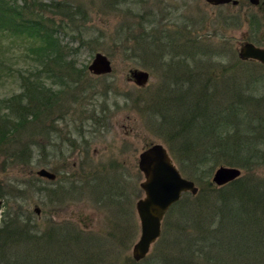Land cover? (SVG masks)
Returning a JSON list of instances; mask_svg holds the SVG:
<instances>
[{"label": "rangeland", "instance_id": "obj_1", "mask_svg": "<svg viewBox=\"0 0 264 264\" xmlns=\"http://www.w3.org/2000/svg\"><path fill=\"white\" fill-rule=\"evenodd\" d=\"M37 1L49 3L50 1L60 2L62 0H30L35 5L33 7L34 12L39 9ZM64 1H68L72 5H79L84 14V22L78 17L68 22L63 20V22L58 23V20H54L63 49L60 53L61 57L59 59L55 57L54 61L57 62L51 61L48 66L51 69L59 67L60 75L58 77L61 78L49 77L46 79L43 72L41 74L38 72L28 74L25 67L19 63L21 62L20 57L23 59L27 53L26 47L21 45L20 48L14 47L10 50L8 49V39L0 38V44L3 45V51H0V100L3 99L0 101V111H6L5 102L8 95L18 89L21 83L16 72L12 74L8 72V70L12 71L16 67L18 71L28 77L27 80L31 81L29 82L32 86H35L34 83L36 79L39 80L38 75H40L43 76L45 85H50L56 93L48 102L45 101L47 96H45L44 101L43 99L38 101L32 99L29 103L27 102L28 106L27 104L23 106L25 112L8 114V139L0 144V199L2 200L0 227L4 224L3 216L7 215L8 217V226L4 230L8 233L5 235L6 239L3 240L5 244L3 248L4 257H2L1 262L6 261L7 264H46L50 262L47 259H55L57 264H165L166 259L169 258L167 261L176 264L175 258L180 254L178 261L181 257H185L190 264H226L224 261L220 262V258L212 262L210 257L214 258L215 256H225L228 257L227 260L231 259L232 262L242 263L243 259L234 250L236 243L234 237L237 236L235 231H229L227 233L229 242L224 241V244L220 245L222 251L231 249L230 259L226 252L224 255V253L218 252L216 247L210 250L204 246L209 255H207L208 261H206L204 258L206 252H196L195 243L199 235L198 231L190 229L188 224L186 226L184 224L183 236L180 237L182 239H178L176 238V227L172 225V220H177H168L169 224L164 227L165 217L162 221L161 234L151 245L149 253L142 260L134 261L131 250L140 235V223L134 209V203L138 196L143 197L142 189L137 191L135 187V190L128 195V199L132 202V217L130 214L125 216L119 214L126 209L122 204L118 205L120 211L116 212V217L108 214L105 212L106 208L102 207V203L96 202V198L90 197L88 194L76 193L71 195L77 200L71 201L68 206L64 205V207L60 205L63 200H57L56 195H48L54 191L56 185L38 177L36 170L45 168L55 171L60 177L58 183L67 186L69 184L68 179L79 172L82 161H87L94 167L101 164L106 165L109 162L120 165L124 157L127 163L119 172H123L122 176L127 182L137 186L138 182L143 180V175L139 172L136 163L141 149L145 145L155 142L163 144L168 149V142L165 141V137L160 132L162 120L159 114L152 116L153 102L157 103L156 98L159 95L163 98L160 101L161 104L169 103L171 113L181 112L180 106L186 102L184 100L187 97L180 96L177 91L187 89L189 84L183 64H178L177 70H175L177 76L173 79L177 81V84L182 82V85L173 91L172 88H165V84L161 83L163 89H159L160 85L158 84L168 80V58L157 59L161 50L151 54L149 53V45L142 46V49L144 47L148 51L146 56L143 55L140 48L141 44L132 45L133 42L130 38L123 42L124 29L121 26V23L125 22V26L128 25L131 30L135 31L137 27L135 22H140L141 19L149 21L155 17V23L147 22L143 27L147 31H152L155 28L165 31L167 28L165 17H167L168 11L166 5L173 8L174 3L180 4L184 0ZM185 1L188 2L191 9L200 7L203 20L206 23L210 17L209 11L211 9L204 0ZM18 4L21 5V1H18ZM225 8H222L221 16L225 14ZM154 9H157L156 15H154ZM244 9L245 6L237 9V15L240 14L235 19L236 26L231 43H236V52L232 53L223 46V37L229 38L231 34V28L225 27L223 22L219 23V34L211 35L210 41L202 47L204 51H202L203 55L200 56L202 59L200 71L204 73L203 81H206L207 87L211 89L208 90L211 100H213L211 96H215L214 89L220 90L218 101L228 98V93L222 92V89L223 87L226 88L227 80L231 76L232 80L240 85L242 97L249 98V95H251L250 99L264 97V67L257 62L242 61L237 56V50L242 40L241 33L247 28L242 14ZM44 13L46 17L51 18L49 16L51 13L48 10H44ZM255 13L257 14L256 11ZM60 17L57 15L56 19ZM65 22L66 25L63 24ZM47 26L52 27L53 23L47 24ZM196 30H198L197 35L203 34V32L207 34L208 31L207 28L205 31H200L198 26ZM0 37L2 36L0 35ZM159 45H161V41ZM211 49L213 51L218 50L219 55L209 53ZM234 49L232 48V50ZM97 51L110 58L112 62L111 74L97 77L88 72L87 66ZM211 55L213 56L210 57ZM67 61L70 63L66 64ZM12 63L19 64L13 67ZM228 65L233 66V69L228 71L229 67H226ZM158 66L159 68H157ZM133 68L146 70L150 74L148 85L141 90L127 78L130 69ZM80 69L82 71L80 75L82 83L75 89L76 83H73L72 80L77 77L75 72ZM224 71L227 72L224 74ZM212 72L222 73V76L220 79H216ZM190 80L194 83L199 82L195 76H191ZM203 81L199 85L196 84L195 87H191L192 98L197 96L196 91L203 86ZM86 85L93 86V88L86 89ZM62 89L64 92H61ZM222 101L219 103H223ZM49 102L50 104H48ZM105 106L107 109L103 115H108L106 131L91 133L94 120L87 119L86 115L99 114L100 108ZM92 108L96 109L94 113ZM245 112L254 121L255 128L252 129L254 134H258L256 124L262 127L260 130H264V102L260 105H249ZM167 114L169 113L166 111L164 115ZM80 128L87 130L84 134L89 143L88 147H84L82 143H79L77 147L68 146V138L75 139L76 143L81 140L77 130H74ZM63 133L67 134L64 135ZM258 142L255 147L258 151H262L264 139L259 137ZM232 146V140H230L228 147L231 148ZM169 154L172 157L170 152ZM172 159L181 174L194 181L198 187V193H200L201 188H207V182L210 183L213 171L219 165L240 168L242 170L241 177L249 175L254 170L253 174L264 178L263 163L256 165L253 170L247 171L240 166L230 165L220 159L215 164L205 165V168L211 167V172L204 174L202 170L189 166L185 161H183L185 165H181L175 158L172 157ZM73 163H76V166H73ZM182 166L185 167V170H182ZM41 188L45 189V196L40 192ZM94 191L97 190L94 189ZM60 196L63 197L61 194ZM35 208L41 209L40 215L35 213ZM70 210L75 215L70 216ZM80 213H84V215L94 214L91 219L89 218L90 224L86 222L85 218L80 221V217L77 216ZM261 216V213H257L256 218L260 219ZM85 222L91 226L89 232L82 228L86 224ZM48 224L53 227L60 225L65 228L61 231H69L70 234L67 237L71 239L67 238L68 240L65 242L62 241L63 243H59L57 239L52 242L40 240L39 245L42 249L32 248V238L37 236V233ZM13 226L19 227V232L12 231ZM262 232H264V226L259 225L255 226L250 233L257 243L250 240V234L241 233L243 237L241 244L248 248L250 245L251 247L256 246V249L251 251L254 255L259 254L260 250L264 249L263 243L259 242ZM176 239L178 241H175ZM35 244L37 245V241ZM260 258L251 259L256 261L254 262L256 264H263ZM244 262L251 263L249 259Z\"/></svg>", "mask_w": 264, "mask_h": 264}, {"label": "trees", "instance_id": "obj_2", "mask_svg": "<svg viewBox=\"0 0 264 264\" xmlns=\"http://www.w3.org/2000/svg\"><path fill=\"white\" fill-rule=\"evenodd\" d=\"M18 1H21V5L18 4ZM37 3L39 9L34 12L33 7L35 5L30 0H0V35L2 36L0 38L8 39V49L10 50L14 47L20 48L21 45L26 47L27 53L23 59L20 57L21 62L19 63L25 67L28 74H33L32 72L41 74L43 72L46 79L58 77L60 75L59 67L51 69L48 66L51 61L57 62L54 61L55 57L59 59L63 49L54 20H58V23L63 22V20L68 22L78 17L84 22V14L79 5H72L64 0L60 2L50 1L49 3L37 1ZM44 10L51 13L49 14L51 18L44 15ZM57 15L61 17L56 19ZM66 22L63 24L66 25ZM50 23H53L52 27L47 26ZM126 28L128 29V26ZM144 33H151V31H144ZM147 41L148 39L144 41L146 44L140 46L142 54L145 56L148 54L144 47L142 49L144 45H149V53L155 54V51L159 49L151 46V42ZM2 48L3 45L0 44L1 52L3 51ZM157 59L161 60L162 58L159 55ZM19 63H12V66H17ZM67 63H70V61H67ZM8 72L10 74L16 72L21 83L18 89L8 95L5 102L6 111H0V144L8 139L9 113L25 112L23 106L25 104L28 106L29 101L32 99H37V101L43 99L44 101L45 96H47L45 101L48 102L56 95L50 85V87L45 85L43 76L38 75L39 80L36 79L35 86H32L31 81L27 80L28 77L18 71L17 67L13 68L12 71L8 70ZM81 72V69L76 71L77 77L72 80L73 83H76L75 89L79 83H82L80 81ZM161 83L165 84V88H171L169 83L164 81L158 85ZM180 83H176L172 88L173 91L181 86ZM207 86L208 83L204 81L203 86L196 91L197 96L193 98L191 86H188L185 90L177 91L180 96L187 97L184 100L186 102L180 106L181 112L178 113L170 112L169 103L161 104L160 101L163 98L159 95L156 98L157 103L153 102L152 116L159 114L162 120L160 132L165 137V141L168 142V149L172 157L181 165H185L183 163L185 161L189 166L202 170L204 174L211 172V167L205 168V165L215 164L220 159L230 165L240 166L247 171L253 170L256 165L264 164V148L262 151H258L255 147L259 143V137L264 139V130H260L262 127L256 124L258 134H254L252 132V129L255 128L254 121L245 112L249 105L263 103L264 97L260 99H250L251 95H249V98L242 97L239 89L240 85L232 80L230 84L226 85V88L222 89L223 92L229 94L226 102L219 103L220 91L214 89L215 96H211L213 99L211 100L210 95H208L210 88ZM89 88H93V86L86 85V89ZM158 88L163 89L161 85ZM61 92H64V89ZM0 101H3V99ZM106 109L107 106L101 107L99 114L103 115ZM91 110L94 113L96 109L92 108ZM166 111L169 114L164 115ZM230 140H232L233 145L231 148L228 147ZM221 142L223 143L221 144ZM182 170H185L184 166H182ZM253 173L254 170L249 175H243L222 187H215L207 182V188H201L200 193L195 196L189 193L184 194L180 201L170 207L166 213L167 215L165 214L164 227L169 224L168 220H177H172V225L176 227L175 232L178 239H182L180 237L183 236L184 224L185 226L188 224L190 229L197 230L199 235L195 243L196 252H206V256H204L206 261H208V252L204 246H207L210 250L216 247L218 252H226L230 259L231 249L222 251L220 245H223L224 241L229 242L227 233L233 230L237 235L234 237L236 242H234V250L243 259V262H232L231 259L227 260L228 257L225 256L210 257L212 262L220 258V262L224 261L226 264H256L254 263L256 261L251 258L261 257L260 261L264 264V249L261 248L263 251L260 250L259 254L254 255L251 251L256 249V246L251 247L250 245V248H248L241 244L243 241L241 233L245 232L247 235L253 231L255 226H264V178ZM257 213H261L260 219L256 218ZM3 217L4 224L0 227V239L2 237L0 240V263L7 264L6 261L1 262L2 257H4L3 248L5 244L3 240L6 239L5 235L8 233V231L4 232L5 227L8 226V217L7 215ZM12 231L19 232V227L13 226ZM14 232L12 233L14 234ZM261 234V241L259 242L263 243L264 248V232ZM178 239L175 241H178ZM250 240L255 241L251 234ZM250 243L253 244V242ZM179 255L175 258L177 260L176 264H190L185 257H181L178 261ZM168 259L164 260L165 264H172L171 261H167ZM246 259H249L251 263H245Z\"/></svg>", "mask_w": 264, "mask_h": 264}, {"label": "flooded vegetation", "instance_id": "obj_3", "mask_svg": "<svg viewBox=\"0 0 264 264\" xmlns=\"http://www.w3.org/2000/svg\"><path fill=\"white\" fill-rule=\"evenodd\" d=\"M233 1L234 0H230L229 2L214 4V3L204 0L205 4L211 9L209 11L210 17L208 18L206 23L203 20L200 7L191 9L189 7L188 2L185 0L182 1L180 4L174 3L173 8H171L169 5H166V7L168 8V11H167V17H165V19L167 20V24H166L167 28L165 29V31H162V29L158 30L157 28H155L151 31V33L143 34L144 31H147V29H145L143 25H145V23L147 22H149L150 24L155 23L156 22L155 17H153V19L149 21L141 19L140 22H135L137 26L135 28V31L131 30L130 26L128 25H127L128 26V29H127L126 28L127 26H125V22H123L121 23V26L124 29V34L122 36L123 42H125L128 38H130L133 42L132 45H134L135 43L136 44L138 43V45L139 44L143 45L144 43L146 44V42L144 41L148 39L147 42H151L152 44L151 46H154L155 48H158L161 50L160 58L162 59H164L165 57L168 58L169 73L167 72L168 80L166 81V83H169L171 88H173L176 85L177 81L173 79V78H176L177 76V73H176L177 71L175 70H177L178 64H183V67L186 70V76H188V83H189L188 86L195 87L196 84L199 85V83H202L203 78H204L203 71L202 72L200 71V68L202 66L201 65L202 59H200V56L203 55L202 51H204L202 47L205 45L206 42L210 41L211 35H215L216 33L219 34L218 32L220 28L219 23L221 24V22H223V25L225 27L231 28V34L229 35V38L223 37V40H224L223 46L229 49V51H231L232 53L234 51L236 52V43L234 42L232 44L231 41H233L232 39L234 35L233 31H235V26H236L235 19L240 14L239 13L237 15V9L243 8V6H245V9L242 11V14H243L244 22L247 26L246 31L241 33L242 40H241L240 46L243 43L247 42L257 48L264 49V0H235L236 1L235 3ZM223 7H226L225 12H224L225 14L221 16L220 12ZM156 10L157 9H154V15H156L155 14ZM254 10L257 12L258 15L255 13ZM203 21H204L205 26L203 25ZM202 25L204 26V28H202L203 27ZM197 26L199 27L200 31L202 30L205 31V28H207L208 30L207 34H204L203 32V34L197 35L196 33L198 31L196 30ZM125 30H127V32H125ZM163 32H164V35H162ZM160 41H161V45H159ZM232 48L233 49L235 48V49L232 50ZM123 53L125 52L123 51ZM209 53L213 55L214 54L219 55L218 50L213 51L211 49L209 50ZM237 54H238V50H237ZM213 55H211L210 57H212ZM108 59L110 60L109 57ZM246 61L257 62L258 64L264 67V64H262L261 62L255 59H248ZM226 67H229L227 69L228 71L233 69V66L228 65ZM157 68H159V66ZM111 72L107 74H102V75H94L90 72L89 73L92 74L93 76L98 77V76L109 75L111 74ZM225 72L227 71H224V74ZM212 74L214 75L216 79H220V77L222 76V73L219 74V73L212 72ZM191 76L197 77V80L199 82L197 83H194L193 81L191 82L190 80ZM227 81H228V84H230V82L232 81V76ZM180 85H182V82ZM145 87H142V88L138 87V89L141 90ZM220 101H222V99H219V102ZM224 101H226V99H223L222 102ZM107 117L108 115H103V116L99 114L86 115L87 119L94 120V122H92V130L90 132L97 133V132L106 131V122H107L106 118ZM74 130H77L76 132L78 133V136H80L81 140L78 143H76L77 141H75V139L68 138L67 145L70 147H77L79 143H82V145L87 148L89 143L85 139L86 135L84 134L85 132H87V130H83L81 128L74 129ZM63 134L66 135L67 133H63ZM64 142H65V139H64ZM150 144L145 145L142 149L148 147ZM139 154H138V157H139ZM138 157L136 159V163H137V168L139 172H141L138 167ZM120 163H121L120 164L121 166L119 164H116L115 162H109L106 165L101 164L99 166L94 167L91 164H89L87 161H82L81 167L79 168V172H76L73 176H71L68 179L69 184L67 186H65L66 184L60 185L58 183V180L60 179V177L55 171L54 172L51 171L56 175L53 180L42 178V177L40 178H42L43 180L49 181L53 185H56V187L53 189L54 191H52L51 193H48V195H56L57 200L59 201L63 200L60 204V205H63V207L64 205L68 206V203H70L71 201L77 200L73 198L71 195H75L76 193H80L84 195L88 194L90 195V197L96 198L95 199L96 202L102 203V207L106 208L105 212H107L108 214L115 215L116 217V212L118 213L120 211L118 205L122 204L123 206L126 207V209L120 212L119 214L123 216L130 214L132 217L133 216L131 214L132 202L130 199H128V195H130L131 192L135 190V187L137 188V191H140V189H142L140 186L141 181L138 182L137 186L135 184H131L130 182H127L126 179H124L122 176L123 172L122 173L119 172L123 167L126 166V163H127L126 159L123 157ZM73 166H76V163H73ZM94 189L97 191H94ZM44 191H45L44 188L40 189V192H42L43 195L45 196L46 193ZM60 194L63 197H61ZM140 198L142 197H139V196L137 197L134 203V207L136 205V202ZM35 209H34L35 213L37 215H40L41 209L38 208L39 209L38 212H36ZM70 212H71L70 216L75 215V213L72 212V210H70ZM93 215H94L93 213H88L85 215L84 213H80L77 216L80 217L79 218L80 221L81 219L85 218L86 222L87 223L89 222L90 224V219L92 218ZM87 223L83 225L82 228L85 229L86 232H89V230L91 229V226H88ZM50 224H48V226L43 228L42 231L37 233V236L32 238V242H33L32 248L42 249L40 248V245H39L40 240L52 242L53 240L57 239L58 242L60 243L62 241L65 242L66 240L71 239L70 237L69 238L67 237V235L70 234L69 231L68 232L61 231L62 229H65V228L61 227L60 225L53 227ZM35 241H37V245L35 244ZM47 261H50L48 262L49 264H57L55 259H51V260L47 259Z\"/></svg>", "mask_w": 264, "mask_h": 264}, {"label": "water", "instance_id": "obj_4", "mask_svg": "<svg viewBox=\"0 0 264 264\" xmlns=\"http://www.w3.org/2000/svg\"><path fill=\"white\" fill-rule=\"evenodd\" d=\"M211 3H225L230 0H205ZM236 2L235 0L233 1ZM241 60L255 59L264 64V49L257 48L250 43H243L238 50ZM94 75L107 74L112 71L111 61L102 52H95L87 66ZM129 81L142 88L149 80V73L145 70L133 68L129 71ZM138 167L143 173L144 180L140 183L144 196L135 205L140 223V235L131 250L132 259L136 262L145 258L151 245L161 234V223L168 208L178 202L183 193L196 195L198 187L193 180L182 176L173 162L166 147L161 143H151L142 149L138 157ZM36 175L53 180L55 174L45 168L36 171ZM242 175L238 167L219 165L212 174L210 183L221 187ZM2 200L0 199V205ZM38 212V208L35 209Z\"/></svg>", "mask_w": 264, "mask_h": 264}]
</instances>
